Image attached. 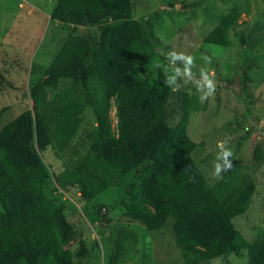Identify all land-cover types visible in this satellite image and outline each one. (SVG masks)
I'll return each mask as SVG.
<instances>
[{
  "label": "trees",
  "instance_id": "obj_1",
  "mask_svg": "<svg viewBox=\"0 0 264 264\" xmlns=\"http://www.w3.org/2000/svg\"><path fill=\"white\" fill-rule=\"evenodd\" d=\"M52 16L62 23L100 26L98 35L70 34L42 77L30 89L34 112L19 114L0 130V264H75L67 252L76 232L62 206L46 195L50 175L38 148L66 150L90 105L97 127L86 155L57 175L65 189L76 187L87 200L137 169L122 203L126 217L150 230L174 219L176 243L186 264L246 255L245 264H264V230L247 240L233 220L250 208L256 185L250 175L227 171L210 183L196 162L198 144L187 133L189 110L169 123V95L146 74L154 52L145 23L133 18L132 0H58ZM206 42L231 44V11ZM71 83L54 99L50 92ZM113 101L118 117L112 129ZM135 233L116 240L117 262Z\"/></svg>",
  "mask_w": 264,
  "mask_h": 264
},
{
  "label": "rangeland",
  "instance_id": "obj_2",
  "mask_svg": "<svg viewBox=\"0 0 264 264\" xmlns=\"http://www.w3.org/2000/svg\"><path fill=\"white\" fill-rule=\"evenodd\" d=\"M133 18L146 24L154 52L146 74L157 79L170 98L169 123L176 126L189 110L187 133L198 144L193 156L210 183L229 170L250 175L256 185L250 208L233 222L253 241L264 230V0H132ZM58 0H0V130L22 112L33 115L30 89L42 77L70 34L98 35L100 26L62 23L52 16ZM239 20L229 32L231 44L207 43L218 17L231 11ZM191 57V63L188 62ZM206 72L215 85L201 103L199 86ZM71 83L64 80L50 98ZM112 129L118 117L113 101ZM77 134L60 151L55 142L38 152L50 175L46 195L63 207L76 232L67 252L75 264H186L176 243L174 219L150 230L122 210L137 169L113 183L97 198L87 200L76 187L63 188L57 175L72 168L90 146L88 134L97 127L93 108L82 113ZM224 142L232 167L214 175L227 163L217 146ZM135 233L121 259L114 260L121 233ZM248 257L231 254L201 264H245Z\"/></svg>",
  "mask_w": 264,
  "mask_h": 264
},
{
  "label": "clouds",
  "instance_id": "obj_3",
  "mask_svg": "<svg viewBox=\"0 0 264 264\" xmlns=\"http://www.w3.org/2000/svg\"><path fill=\"white\" fill-rule=\"evenodd\" d=\"M187 59L188 62L191 63L192 58L188 57ZM202 78H203V83L199 86V90L203 92V94L199 97L201 103L205 102L208 99V97L212 96L215 92V85L206 72H202ZM217 146L221 150L220 156L222 154L224 159L227 161V163L223 165V168L219 163L216 164L214 175L216 177H219L222 170H227L232 167V163L228 159L232 155V153L229 149L225 147V144L222 141L218 142Z\"/></svg>",
  "mask_w": 264,
  "mask_h": 264
}]
</instances>
